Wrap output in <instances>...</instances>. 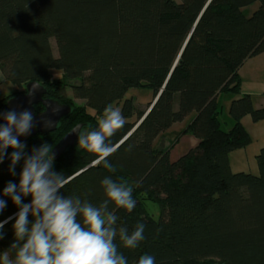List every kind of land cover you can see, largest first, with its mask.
I'll return each instance as SVG.
<instances>
[{"label":"trees","instance_id":"1","mask_svg":"<svg viewBox=\"0 0 264 264\" xmlns=\"http://www.w3.org/2000/svg\"><path fill=\"white\" fill-rule=\"evenodd\" d=\"M255 3L258 7L246 16L244 8ZM262 52L264 0H0V71L16 86L0 98V110L31 82L44 88V98L70 108L53 131L27 138L31 154L45 142L54 148L78 124L80 132L95 128L106 106L122 102L126 124L111 138L115 144L164 86L140 125L109 158L115 173L92 166L95 156L77 140L64 150L55 171L70 178L86 169L62 193L99 205L106 198L105 175L129 182L136 207L128 212L111 206L118 226L131 231L137 223L145 225L138 248L120 246L129 264L143 254L154 256L155 264H264V146L255 156L257 175L233 172L229 164V153L251 141L241 119L264 120V107L255 108L250 95L241 93L238 73L246 59ZM53 71L60 76L54 78ZM132 88L151 91L145 110L125 98ZM221 93L233 96L227 130L219 120ZM33 108L35 114L44 110L39 103ZM192 112L174 142L155 146L161 134ZM185 133L198 140L196 145L170 161V150ZM22 163L15 176L7 157L0 164V193L9 181L19 182ZM0 198L7 201L0 214L4 220L18 208L9 197ZM146 201L158 206L156 218ZM13 223L4 227L0 253L14 241Z\"/></svg>","mask_w":264,"mask_h":264},{"label":"clouds","instance_id":"2","mask_svg":"<svg viewBox=\"0 0 264 264\" xmlns=\"http://www.w3.org/2000/svg\"><path fill=\"white\" fill-rule=\"evenodd\" d=\"M0 119L4 121L0 123V164L7 157L9 173L15 176L17 164L23 161L19 182L9 181L0 193L18 208L0 220L3 239L5 225L14 219V241L0 253L2 264H129L120 246L138 248L145 239V225L137 223L131 231L118 226L119 217L111 207L128 212L136 207L129 182L105 175L101 185L106 198L99 205L79 196H65L61 190L69 180L62 171L54 170L53 147L45 142L26 154L27 145L19 139L36 127L34 113L10 109L0 112ZM125 124L120 109L108 105L95 128L78 133V146L95 156L92 166L102 165L110 173L117 171L109 158L131 133L119 143L114 144L111 138ZM44 125L52 127L53 121L45 120ZM26 197L31 198L29 203L24 202ZM6 207L7 201L0 198V214ZM136 264H155V257L143 254Z\"/></svg>","mask_w":264,"mask_h":264},{"label":"rangeland","instance_id":"3","mask_svg":"<svg viewBox=\"0 0 264 264\" xmlns=\"http://www.w3.org/2000/svg\"><path fill=\"white\" fill-rule=\"evenodd\" d=\"M258 7V3H255L249 7L244 8L243 12L246 16H249L256 8ZM50 44L53 50L54 55L55 52V45L53 40H50ZM52 76L54 78H57L60 76V72L53 71ZM4 84L0 87V95H6L10 92H13V89H16V86L11 84L10 82L6 81L4 79ZM69 95L71 94L70 91H68ZM232 95H228L225 93H221L217 97V105H218V112H219V120L221 123V128L224 130H227L229 127H231V119L228 114V107L229 103L232 99ZM125 98H131L133 101V104L140 110H145L149 103L152 100V94L149 89L146 88H132L129 89L125 95ZM77 104H83V101L81 100H75ZM121 103L114 104V108L120 109ZM92 112V110L88 109ZM194 116V112L190 113L186 116L181 122H177L173 124L167 131H165L163 134H161L156 140H155V146L157 148H167L171 142H174L176 135L180 133L183 129L186 128L188 123L192 120ZM101 118V116L97 117V121ZM135 118H132L131 120H134ZM85 132V131H82ZM197 139L191 135L190 133H185L183 135H180V138L175 143L173 148L169 152V159L170 161L176 160L179 156L185 154L191 147L195 146L197 143ZM145 207L154 218L157 217L158 214V206L156 204H153L149 201L145 202Z\"/></svg>","mask_w":264,"mask_h":264},{"label":"crops","instance_id":"4","mask_svg":"<svg viewBox=\"0 0 264 264\" xmlns=\"http://www.w3.org/2000/svg\"><path fill=\"white\" fill-rule=\"evenodd\" d=\"M238 73L241 80V93L250 95L255 108L264 107V52L246 59ZM4 82L0 71V87ZM3 96L5 95H0V98ZM241 124L249 134L251 141L246 147L229 153L230 168L233 172H248L257 175L255 156L264 146V120L254 122L246 115L241 119Z\"/></svg>","mask_w":264,"mask_h":264},{"label":"water","instance_id":"5","mask_svg":"<svg viewBox=\"0 0 264 264\" xmlns=\"http://www.w3.org/2000/svg\"><path fill=\"white\" fill-rule=\"evenodd\" d=\"M176 63H177V61L174 63V66L176 65ZM163 88H164V86H162V88L160 89L157 96L154 98L150 107L144 113L142 118L127 133L126 136H128L129 133H132L140 125V123L146 117V115L150 111L151 107L155 103L156 99L158 98V96L162 92ZM44 94H45L44 88L41 85H39L37 82L28 83L26 86V92L24 94H19L17 96L9 98L6 101V110L5 111L0 110V112H6L10 109H15L17 112H20V111H23L25 109H28L34 113V108H33L34 105L39 103L43 106L44 110L42 112H40L38 114L34 113V117H35L34 123L36 124V127L31 130L29 135L19 137V139L23 143H25L27 138H29V137L35 136L37 134L42 135V134L53 131L56 128L60 118L68 115L70 112V108L68 106L60 105L53 100H50L48 98H44L43 97ZM45 120L53 121V126L52 127H45V125H44ZM0 123H4V121L2 119H0ZM80 129H81L80 124L74 126L54 146L53 154H54L55 160L64 152V150L67 147H71L74 145L75 141L78 139V133L80 132ZM30 150H31V148L29 146H27V148L25 150L26 154H28L30 152ZM85 169H83V170H85ZM83 170L77 172L72 177L68 178V180H70L74 176L78 175ZM212 264H221V263H212Z\"/></svg>","mask_w":264,"mask_h":264}]
</instances>
